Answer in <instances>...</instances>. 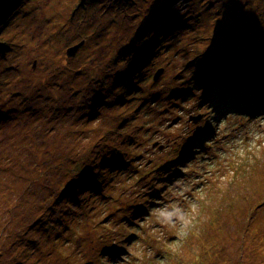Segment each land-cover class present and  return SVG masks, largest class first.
Listing matches in <instances>:
<instances>
[{"label":"rangeland","instance_id":"obj_1","mask_svg":"<svg viewBox=\"0 0 264 264\" xmlns=\"http://www.w3.org/2000/svg\"><path fill=\"white\" fill-rule=\"evenodd\" d=\"M257 20L264 0L16 6L0 23V262L87 264L106 239L118 264H264ZM238 21L254 29L236 24L228 45L215 29ZM106 145L124 146L126 167L102 194L81 190L72 163Z\"/></svg>","mask_w":264,"mask_h":264},{"label":"trees","instance_id":"obj_2","mask_svg":"<svg viewBox=\"0 0 264 264\" xmlns=\"http://www.w3.org/2000/svg\"><path fill=\"white\" fill-rule=\"evenodd\" d=\"M22 1L23 0H0V23H2V21H5L8 17L12 16V14L15 13V11H16V6L18 7L22 3ZM217 21L220 22L221 20H217ZM230 24H233L234 26L233 27H228ZM236 24L238 26L244 27V29L247 32H252L253 31L252 29H254V27L252 25L247 26V27L243 26L240 21H238V22H228L225 25H223L222 27H217L215 29V31L218 34H220V37H223V39L226 38V42L225 43H227L228 45H229V36L232 35V32H233L234 28L236 27ZM1 25H3V24H0V26ZM256 29H257V33L261 37L263 36L262 38H264V26L259 24L258 20H257V28ZM232 43H233V41H232ZM258 50L259 51H257V54H258L257 57H259V60H263L264 59V42H262L260 44V47L258 48ZM183 74H185V72ZM185 75L180 76V78L178 80L179 81L178 82L179 86L180 85H185V84H190L194 88H197L196 84L191 82V81H188ZM80 95L81 94H79V93H75L74 96L76 98L80 99L82 97ZM83 99H85V98H83ZM83 99H82V103L84 104L85 107L87 105H88V107L93 105L94 99H92V96L86 97L85 102L83 101ZM90 99L92 100L91 104H89V100ZM120 103H122V102H120ZM257 105L261 106L262 103H261V105L260 104H257ZM246 107L251 108L252 104H246ZM246 107L243 104H240V103L233 104V109L237 108L235 110H237V111L241 110V112L249 114V111H248V109ZM124 150H125L124 146L118 145L117 148H116L115 146H112V145H106L104 150H103V153L99 152L98 150L97 151L90 150V152L87 154L88 156H84L82 159L77 160L74 163H72V167H75L76 165L79 166V170H80L81 173L78 176V178L82 177L84 175H87V176H85V177H87V180L84 181V182H81L79 184V186H81V190H83L85 188V189H90V191H95V189H98L100 187V185L98 183H96L95 178L101 177V179H108L109 180L113 176L112 172H110L111 175L109 174V171H111L112 168L115 169V170L116 169L123 170V168L126 167V163H127V160H128L127 157L125 156V154L122 152ZM109 152H111L110 156L107 157L103 162L101 161L102 163L100 162V164L98 163V159L97 158L94 159V157L96 155H98L99 153H101V155H105V154H107ZM114 159H121V161L117 163L119 165L118 167H117V165H116V167L114 165L111 166V160H114ZM106 160H109V161L106 162ZM93 161H95V163H93ZM87 170H89L90 173L87 172ZM94 172H96V173H94ZM105 184H106V182H105ZM103 189H104V187H103ZM103 189H102V191H103ZM44 190L45 189H43L42 192ZM102 191H101V193H102ZM74 193L76 194L77 192L75 191ZM131 237L135 238V240L137 239V235L134 232H130V233H127V234L126 233L125 234H121L120 235V240L122 242L126 241L127 244L131 245L132 243L128 242L129 238H131ZM120 240L118 239L117 241L120 242ZM83 247H87V246H83ZM100 247H102V249H101V252H100L99 255L94 253V251H96V250H95V248H93V250L91 251L92 254H93V257H86L84 259V261L87 264H101V263H104V264H118V260L117 259L122 256L119 252L116 251L119 246L112 245V243L108 244L107 240L105 239V241L101 244ZM0 249L1 250L6 249V246L2 244V246H0ZM84 251L88 252L89 250L85 249ZM128 254H130V252ZM107 256H109L110 258H107ZM131 258H129V262L132 264ZM134 261H135L136 264H138V261H136V260H134ZM0 264H5V263L2 261V262H0Z\"/></svg>","mask_w":264,"mask_h":264},{"label":"bare ground","instance_id":"obj_3","mask_svg":"<svg viewBox=\"0 0 264 264\" xmlns=\"http://www.w3.org/2000/svg\"><path fill=\"white\" fill-rule=\"evenodd\" d=\"M90 6H92V5L90 4ZM76 15H78V14H76ZM78 16H80V15H78ZM201 86L204 87L205 92L208 94L209 91L207 90V87H208V86H211V82H208L206 86H204L203 84H201ZM210 92H211V91H210ZM219 94H220V93H219ZM219 94H218V95H219ZM234 109H237V108H234ZM230 111H233V110L231 109ZM118 166H119V165L117 164V167H118ZM114 171H115V170L112 168V169H111V172L113 173ZM112 175H114V174H112ZM96 190H97V189H95L94 192H96ZM113 190H114V189H113ZM83 191H86V189L84 188ZM89 192H91V191H89ZM155 195L158 196L159 194H158V193H155ZM126 197H127V196H126ZM135 241H138V239L135 240V238H133V237L129 238V240H128L129 243H134ZM111 258H112V257H111Z\"/></svg>","mask_w":264,"mask_h":264},{"label":"water","instance_id":"obj_4","mask_svg":"<svg viewBox=\"0 0 264 264\" xmlns=\"http://www.w3.org/2000/svg\"><path fill=\"white\" fill-rule=\"evenodd\" d=\"M78 48H79V45L72 46V47L68 50V52H67L68 56H74V55L76 54V51L78 50ZM161 71H162V69H160L159 72H157V73L155 74V76H154L155 79H157L158 74H159Z\"/></svg>","mask_w":264,"mask_h":264}]
</instances>
